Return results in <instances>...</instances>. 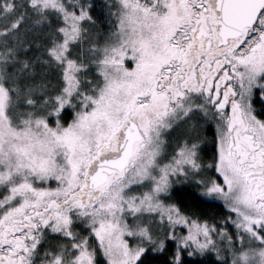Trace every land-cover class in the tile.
<instances>
[{"label":"snow or ice","instance_id":"6c2138e0","mask_svg":"<svg viewBox=\"0 0 264 264\" xmlns=\"http://www.w3.org/2000/svg\"><path fill=\"white\" fill-rule=\"evenodd\" d=\"M0 264H264V0H0Z\"/></svg>","mask_w":264,"mask_h":264}]
</instances>
